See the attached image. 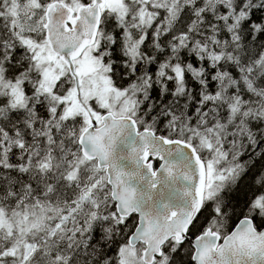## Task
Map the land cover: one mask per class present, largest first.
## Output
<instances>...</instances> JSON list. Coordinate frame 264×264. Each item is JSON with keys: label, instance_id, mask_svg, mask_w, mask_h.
<instances>
[{"label": "snow or ice", "instance_id": "6c2138e0", "mask_svg": "<svg viewBox=\"0 0 264 264\" xmlns=\"http://www.w3.org/2000/svg\"><path fill=\"white\" fill-rule=\"evenodd\" d=\"M0 264H264V0H0Z\"/></svg>", "mask_w": 264, "mask_h": 264}]
</instances>
